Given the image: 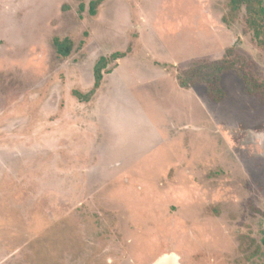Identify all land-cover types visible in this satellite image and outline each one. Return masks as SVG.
<instances>
[{"label":"rangeland","instance_id":"obj_1","mask_svg":"<svg viewBox=\"0 0 264 264\" xmlns=\"http://www.w3.org/2000/svg\"><path fill=\"white\" fill-rule=\"evenodd\" d=\"M228 3L0 0V264H264V101L178 81L233 48L264 83V14Z\"/></svg>","mask_w":264,"mask_h":264},{"label":"trees","instance_id":"obj_2","mask_svg":"<svg viewBox=\"0 0 264 264\" xmlns=\"http://www.w3.org/2000/svg\"><path fill=\"white\" fill-rule=\"evenodd\" d=\"M100 2L92 3V11L95 12L96 5ZM246 8L250 14H264L263 0H229V14L224 15L222 21L226 25H230V18L237 17L240 12ZM260 38V33L257 32ZM54 45L57 52L62 57H69L72 51V44L69 40L60 41L56 39ZM234 49L226 51L225 56L218 61H196L188 70L183 72L178 81L181 87L191 89L197 85H204L208 96L213 102H221L225 98V91L222 87V81L225 74L229 72L237 73L238 77L244 83V91L247 95L256 97L264 101V83L257 79L252 73H249L245 67H241L239 57H234ZM122 54L117 53L108 58H101L94 68L95 89H98L103 81L104 74H111L112 68H108L109 64H117V60ZM83 102L90 100V95H81L75 93Z\"/></svg>","mask_w":264,"mask_h":264},{"label":"water","instance_id":"obj_3","mask_svg":"<svg viewBox=\"0 0 264 264\" xmlns=\"http://www.w3.org/2000/svg\"><path fill=\"white\" fill-rule=\"evenodd\" d=\"M155 264H180L179 259L174 255H167L160 258Z\"/></svg>","mask_w":264,"mask_h":264}]
</instances>
